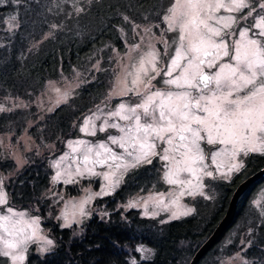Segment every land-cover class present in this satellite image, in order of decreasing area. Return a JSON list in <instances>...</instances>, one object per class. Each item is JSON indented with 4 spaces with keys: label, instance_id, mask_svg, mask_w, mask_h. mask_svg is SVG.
Segmentation results:
<instances>
[{
    "label": "snow or ice",
    "instance_id": "snow-or-ice-1",
    "mask_svg": "<svg viewBox=\"0 0 264 264\" xmlns=\"http://www.w3.org/2000/svg\"><path fill=\"white\" fill-rule=\"evenodd\" d=\"M259 7L264 9V3ZM244 9L248 12L232 15L243 13ZM221 10L229 15H218ZM254 10L255 5L250 0H173L163 21L168 30L178 31V37L172 41L176 45L174 54H169L164 68L158 67L161 57L155 50L141 56L133 65L135 71L127 72L119 81L121 94L134 93L140 100L134 105L121 103L109 114L129 123L121 126L105 119L99 128L100 132L107 128L118 129L121 135L109 134L108 139L122 154L107 143L70 142L71 152L79 154L71 158L77 164L75 175L87 171L103 176L107 190L102 189L96 195H107L129 169L151 164L152 158L158 157L167 169L164 180L180 191L168 204L163 199L164 193H160L156 206L165 210L175 206L172 217L179 218L193 211L180 205V198L185 194L204 195L203 177H214L205 163L208 156L217 172L226 169L221 173L225 178L244 167L243 163L234 162L240 154L264 156V14L257 13L259 19L254 25L233 28L239 19H246ZM11 19L15 21L16 17ZM252 26L259 29V38L249 36ZM236 35L238 39H229ZM128 76L132 78L130 84ZM157 77H161L166 88L152 83ZM92 121V117L85 118L80 131L95 136L97 129ZM204 144L221 147L206 154ZM65 159H70L68 154L62 156L55 167L60 168ZM105 165L108 171H95L97 166ZM184 173L190 178H182ZM65 174L68 178L64 183H72L71 164L68 169L57 171L53 180L58 182ZM91 198L87 197L79 205L73 204L71 212L66 206L63 213L66 227L70 226L69 216L74 218L77 210L79 215H85L84 204ZM4 203L6 197L0 192V204ZM144 208L148 215L147 200ZM23 217L24 213L0 216V231L10 237L5 239L0 235L4 246L0 256L8 257L11 264H24L29 241L53 244L52 240L39 236L38 218L26 221Z\"/></svg>",
    "mask_w": 264,
    "mask_h": 264
},
{
    "label": "trees",
    "instance_id": "trees-1",
    "mask_svg": "<svg viewBox=\"0 0 264 264\" xmlns=\"http://www.w3.org/2000/svg\"><path fill=\"white\" fill-rule=\"evenodd\" d=\"M162 1L78 0L76 3L82 9L76 13L74 4L68 1L56 12L50 7L53 3L50 0H0V96L33 100L50 80L70 75L75 69L84 67L97 52L96 49L104 44L113 42L118 51H124L121 29L127 30V22L130 25L131 20L143 19L144 13L153 19V13L163 11L159 8ZM13 16L16 17V26L7 29L4 21ZM149 19L146 20L151 21ZM52 21L63 22L64 29L36 47L31 46L42 37ZM99 77L105 78L103 73ZM101 87L97 80L83 84L77 97L57 106L35 124L52 137L59 136L54 154L60 152L64 140L73 135V120L79 119L95 102ZM34 115H30L28 109L2 112L0 133L10 131L20 134L27 120ZM35 125L30 132L38 136ZM49 156L47 153L40 157L34 155L36 161L24 166L7 184L9 204L40 214L55 240L52 250L43 256L31 254L29 264H189L225 216L236 187L264 168V156L252 154L239 174L228 182L220 183L219 200L207 213L196 212L161 223L158 219L141 216L140 209L133 206L127 210L114 208L115 203L127 194L148 189L146 187L161 164V161L154 159L151 164L134 168L115 193L96 200V206L109 207L107 217L100 218L94 214L81 226L61 227L53 218L46 216L40 201L42 190L50 183L52 170L47 165ZM0 167L8 172L14 168V164L0 163ZM261 184H264V176L240 196L232 224L198 264H204L214 254L229 230L243 217L251 196ZM142 245L155 249L152 259L140 258L138 247Z\"/></svg>",
    "mask_w": 264,
    "mask_h": 264
},
{
    "label": "rangeland",
    "instance_id": "rangeland-1",
    "mask_svg": "<svg viewBox=\"0 0 264 264\" xmlns=\"http://www.w3.org/2000/svg\"><path fill=\"white\" fill-rule=\"evenodd\" d=\"M50 1L53 2L50 7L56 12L62 9V4L67 3V1L74 4L76 13L82 9V6L76 3L78 0ZM172 2L173 0H163L162 4L159 6L163 11L159 14L158 12L153 13V19H149V14L144 13L143 19L139 21L131 20L130 25L127 22V30H125L126 28L121 29L123 47L125 48L124 51H118L113 42L109 43L110 45L108 43L104 44L101 48L96 49L97 52L93 57L90 56V60L85 63L84 67L75 69L70 75L50 80L33 100L9 95L0 96V108L3 109V111H0V114L16 109H28L30 115L35 114L27 120L24 130L20 134L16 135L14 132L10 131L0 133V163L7 164L13 162L14 164V168L8 172L3 171L0 167V192L4 193L6 197V203L0 204V216H12V213H24L23 219L26 221L38 218L40 229L39 236L53 241L52 245L45 244L43 240L29 241L27 243L24 264H29L28 259L31 254L43 256L45 253L52 250L55 240L50 235L49 229L45 227L43 218L40 214L34 213L27 208H19L9 204V192L7 188L9 179L24 166L36 161L34 155L40 157L45 153L50 154L47 159V165L52 170L50 183L40 194V201L44 205L46 216L48 218H53L61 227H66V221L63 216L66 206L67 210L71 212L73 210V204L79 205L81 201L91 196L92 198L84 204L85 215H79L77 210V214L74 218L69 216L68 223L70 226L67 227H72L74 225L81 226L94 214H97L100 218L107 217L109 207L107 206V208L106 205L96 206V200L115 193V191L125 183L128 174L134 168L129 169L123 174L120 178V182L112 189L110 194L96 195L97 193H101L102 189L107 190V181L104 180L103 176L91 175L87 171H84L83 175H75L77 164L73 162L71 158L79 154H73L69 144L77 140H87L93 145L97 143H107L108 146L118 154H122V150L119 149L117 145H113L108 139L109 134L115 136L121 135L118 129L107 128L104 132H100L99 128L103 125L105 119H108L110 124L119 123L121 126L129 123L119 120L117 117H110L109 114L116 111L121 103L134 105L135 102L140 100V97L136 96L134 93L121 94L119 81L125 78L127 72L135 71L133 65L138 63L141 56L148 51L155 50L161 57V63L158 67L164 68V62L169 59V54H174L176 45L173 44L172 41L178 37V31L168 30L167 23L163 21V16L167 13V9ZM250 3L255 5L256 11H252L251 15H248L246 19H239L237 24L233 26L234 29L254 25L255 21L259 19L257 13L264 14L259 10V4L264 3V0H258L257 2L255 0H250ZM153 10L157 9L154 8ZM247 12L248 9H244L243 13H232V15L241 16ZM157 14L160 18H158ZM220 14L229 15V13H225L223 10L218 13V15ZM156 19H159V21H155ZM4 22L7 29H13L16 26L11 18H6ZM63 29V22L60 24L55 21L48 23L42 37L32 43L31 46L36 47L40 42ZM258 33L259 29L254 26L250 27L249 36L259 38ZM238 38V35L233 37V39ZM229 39L231 40L232 38L230 37ZM100 49L103 50L99 52L98 50ZM101 52H104V54ZM100 73L104 74V79L99 77ZM131 79L130 76L127 77L129 84ZM93 80H97L103 87H101L100 92L96 94L95 102L91 103L88 109L84 111L85 113H82L81 117L79 116V119L73 120V135L67 137L63 142V149L54 154L57 148V142L60 140L59 136L52 137L49 132H44L43 130L45 129L37 128L38 125L35 124L43 120L45 116L51 113L57 106L66 103L73 97H77L80 87ZM157 81L160 82L157 83ZM152 83L161 89L167 87L163 84L161 77H157ZM57 89H59V91H57ZM172 90L175 89L173 88ZM97 115L99 119L96 118ZM87 117L93 118L92 122L97 129L95 136H89L80 131L81 126H83V121ZM34 125L37 134H39L38 136L32 135L30 132V128L34 127ZM204 145L202 146L205 148L206 154L209 150H217L221 147L219 145ZM65 154H68L70 159L63 160L60 168L55 167L56 162L60 160L62 156H65ZM234 162L243 163L242 160L238 161V159ZM160 163L156 175L152 176V181L149 180L150 183L148 187H146L148 189L145 192L140 191L127 194L121 201L115 203L114 208L116 206L117 209L127 210L131 203L134 205L133 207L140 209L141 216L158 219L161 223L173 219L184 218L196 212L199 213L202 211L205 213L211 210L218 202L220 196V183L230 181L232 175L235 173H231L228 178H225L221 173L226 171V169L222 168L217 172L215 165L211 162L210 156H208L205 163L209 166L208 170L214 172V177H203L204 195H200L199 193L194 196L185 194L180 198L179 203L186 208L193 209V211L188 215L173 218L172 212L176 210L175 206L167 210L163 207L156 206V199L159 198L160 193H164L163 199L165 204H168L175 198V194L180 191V188L169 185L164 180V173L167 169L164 166L165 162L161 161ZM69 164H71V171L73 172V182L64 183V180L68 178L67 174L63 175L60 181H54L53 177L56 172L68 169ZM146 164L147 163H143L141 165ZM108 170L107 165L104 167L97 166L95 168V171L98 173ZM117 175L119 176V173ZM182 178L190 177L187 176V173H184L182 174ZM169 193H171V195H169ZM206 196L209 198H205ZM146 200L148 201V215H145L144 208V202ZM9 208L12 209V212L8 211ZM153 213H155V215H153ZM13 219H20V217L13 216ZM0 235H4L5 239L10 238L2 231H0ZM147 246L148 245H142L138 247L140 258L143 260H150L155 254V249ZM3 247V244L0 243V249H3ZM0 264H11V261L8 257L0 256ZM204 264H264V184L258 186L249 200L243 217L237 222L233 229L229 230L226 237L217 246L214 254L208 257Z\"/></svg>",
    "mask_w": 264,
    "mask_h": 264
},
{
    "label": "water",
    "instance_id": "water-1",
    "mask_svg": "<svg viewBox=\"0 0 264 264\" xmlns=\"http://www.w3.org/2000/svg\"><path fill=\"white\" fill-rule=\"evenodd\" d=\"M264 176V168L254 173L253 175L246 178L242 181L233 192V195L229 201V205L225 216L218 223L213 233L208 237V239L200 246L192 260L189 264H198L202 257L217 243L222 234L226 231V229L232 224L237 204L240 196L256 181L260 180Z\"/></svg>",
    "mask_w": 264,
    "mask_h": 264
},
{
    "label": "flooded vegetation",
    "instance_id": "flooded-vegetation-1",
    "mask_svg": "<svg viewBox=\"0 0 264 264\" xmlns=\"http://www.w3.org/2000/svg\"><path fill=\"white\" fill-rule=\"evenodd\" d=\"M255 9H256V7H255ZM259 10H260V12H262V13H264V9H261V8H259ZM256 11V10H255ZM254 14H255V12H254ZM232 39H233V37H231ZM207 71H215V69L213 70V69H206ZM204 146H206V145H204ZM252 154H259V153H250L248 156H244L243 154H240L239 156H238V161H240V160H242V162H243V165H245V163H246V161H247V159L252 155ZM154 159H158L159 161H161L158 157H155V158H152V160H154ZM242 171V169L239 171V172H235L233 175H232V178L236 175V174H239L240 172ZM231 178V179H232Z\"/></svg>",
    "mask_w": 264,
    "mask_h": 264
}]
</instances>
